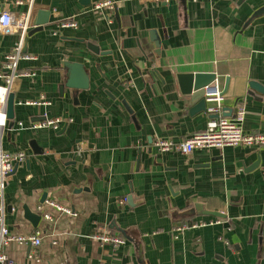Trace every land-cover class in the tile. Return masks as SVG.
Returning <instances> with one entry per match:
<instances>
[{
  "label": "crops",
  "instance_id": "0c3cea01",
  "mask_svg": "<svg viewBox=\"0 0 264 264\" xmlns=\"http://www.w3.org/2000/svg\"><path fill=\"white\" fill-rule=\"evenodd\" d=\"M105 1L0 0L1 14L30 15L33 25L39 11L50 14L24 38L0 30V85L18 42L35 56L19 63L35 74L14 80L15 118L0 129L6 151L27 153L7 176L4 223L14 234L41 232L38 246L14 242L2 251L13 264H264V145L189 154L154 145L183 141L212 115L232 117L240 107L243 129L264 132V10L253 16L264 0H111L113 9L96 8ZM72 20L76 27L60 26ZM67 62L83 64L87 88L66 86ZM197 72L215 73L222 92L229 78L221 113H191L178 75ZM45 120L61 124L30 127ZM26 210L41 216L37 227ZM198 222L208 224L190 226ZM98 231L126 242L101 243Z\"/></svg>",
  "mask_w": 264,
  "mask_h": 264
},
{
  "label": "built area",
  "instance_id": "2783aa9c",
  "mask_svg": "<svg viewBox=\"0 0 264 264\" xmlns=\"http://www.w3.org/2000/svg\"><path fill=\"white\" fill-rule=\"evenodd\" d=\"M30 4L34 0H27ZM109 7L113 9L111 0L97 4L96 8ZM77 21H64L61 27H76ZM34 28L30 15L15 16L10 12H2L0 17V30L5 33L19 34L24 38L30 30ZM22 42H18L8 53L6 57V68L8 74L5 76L7 84L0 85V129H3L7 123V100L11 92L14 80L18 77H27L35 73L20 69L19 63L22 60H33L35 56L26 54L23 51ZM223 92L217 83L211 84L205 88V98L209 103V113H221L222 101L224 99ZM46 101H32L30 104H46ZM246 108L240 107L232 117L220 116L211 118L204 131L192 134L183 141L175 142L168 139H157L154 142L159 152H179L183 154L192 153L196 149L225 147V146H263L264 132H247L243 129V123L246 118ZM61 120H45L43 122L34 123L30 127L33 129L54 127L59 128ZM23 123L19 122V127H23ZM3 127V128H2ZM27 153L23 150L6 151L0 142V263L13 264L9 257L2 250L11 243H19L23 245L38 246L41 243V232L20 235L14 234L4 223V205L3 198L7 185V176L11 174L16 164L25 161ZM126 201V199L124 200ZM63 209V208H61ZM65 212L72 214V210L64 209ZM219 221V220H217ZM208 222H198L190 225L191 227H200L207 225ZM189 227V225H187ZM186 225L181 227L184 230ZM101 243L111 244L119 247L125 244L126 239L120 235H115L107 231H98L92 235ZM178 237V236H176Z\"/></svg>",
  "mask_w": 264,
  "mask_h": 264
},
{
  "label": "water",
  "instance_id": "95a60500",
  "mask_svg": "<svg viewBox=\"0 0 264 264\" xmlns=\"http://www.w3.org/2000/svg\"><path fill=\"white\" fill-rule=\"evenodd\" d=\"M243 1V0H242ZM264 9H260L254 13V17L260 15ZM2 8L0 7V17H1ZM49 13H45L43 10L38 12L37 18L35 20L34 29L29 32L32 34L36 31L42 30L46 24L49 23ZM150 42L152 43L153 47L157 49L161 47V39L158 33L153 30L149 35ZM91 49L97 52V47L94 45H89ZM66 67L69 69V79L66 83V86L73 87V88H87L88 87V76L85 71L83 64L81 63H73L67 62L65 63ZM179 82L184 85L183 91L188 96V102L193 104L191 109V113H198L201 111H208L209 103L206 101L205 98V88L211 84H214L217 79V75L215 73H184L178 75ZM229 84V78H227L226 88L223 91V94L226 93L227 87ZM252 87L258 89L259 91L263 90V87L257 83H252ZM62 89L64 87H61ZM233 116V115H232ZM213 118L219 117L218 115H212ZM15 118V94L10 93L7 100V119L13 120ZM34 149L42 151L41 148H37L36 144H33ZM13 172L16 169V166ZM12 172V173H13ZM204 213H209L218 217H222L221 213L213 212V211H206ZM26 217L29 218L34 226H38L41 216L37 214L31 213L29 210H26Z\"/></svg>",
  "mask_w": 264,
  "mask_h": 264
},
{
  "label": "bare ground",
  "instance_id": "6f19581e",
  "mask_svg": "<svg viewBox=\"0 0 264 264\" xmlns=\"http://www.w3.org/2000/svg\"><path fill=\"white\" fill-rule=\"evenodd\" d=\"M207 101V100H206Z\"/></svg>",
  "mask_w": 264,
  "mask_h": 264
}]
</instances>
